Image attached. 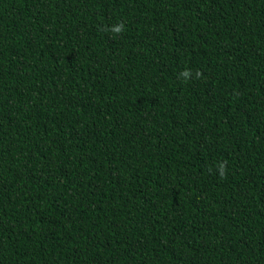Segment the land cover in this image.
Segmentation results:
<instances>
[{
  "label": "trees",
  "instance_id": "obj_1",
  "mask_svg": "<svg viewBox=\"0 0 264 264\" xmlns=\"http://www.w3.org/2000/svg\"><path fill=\"white\" fill-rule=\"evenodd\" d=\"M0 264H264V0H0Z\"/></svg>",
  "mask_w": 264,
  "mask_h": 264
},
{
  "label": "clouds",
  "instance_id": "obj_2",
  "mask_svg": "<svg viewBox=\"0 0 264 264\" xmlns=\"http://www.w3.org/2000/svg\"><path fill=\"white\" fill-rule=\"evenodd\" d=\"M119 30H120L119 27H117V28L115 29V31H119ZM185 75H187V73H186ZM224 174H225L224 165H221V166H220V175H221V177H223Z\"/></svg>",
  "mask_w": 264,
  "mask_h": 264
}]
</instances>
